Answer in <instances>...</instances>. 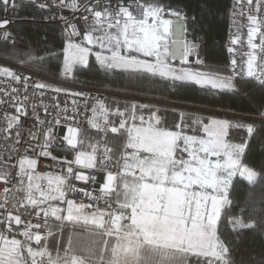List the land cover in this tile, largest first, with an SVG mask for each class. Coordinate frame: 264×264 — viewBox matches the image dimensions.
<instances>
[{
    "label": "snow or ice",
    "instance_id": "6c2138e0",
    "mask_svg": "<svg viewBox=\"0 0 264 264\" xmlns=\"http://www.w3.org/2000/svg\"><path fill=\"white\" fill-rule=\"evenodd\" d=\"M30 2L50 7L47 0ZM18 6L17 0H0L2 42L13 46L9 14ZM51 6L79 13V24L59 16L68 35L59 53L64 78L75 65L88 67L95 49L100 70H119L129 81L233 95L242 93L240 82L246 81L261 102L251 114L233 112L224 119H193L173 107L177 122L169 126L167 109L159 105L109 106L106 97L86 89L46 82L42 74L60 76L59 65L54 70L46 64L58 53L29 51L26 59L17 58V69L0 66V264H86L73 252L70 235L63 242L65 231L74 229L116 240L120 254L112 264H166L168 252L179 253L184 264H236L242 234L264 235V199H251L238 212L231 199L237 178L264 185V170L243 163L252 139L264 140V0H229L227 63L209 71L194 70L205 65L203 40L188 27L196 24L195 14L178 2L51 0ZM89 110L87 122L99 139L86 145L78 139L77 116ZM25 118L34 130L23 127ZM234 131L243 138L234 141ZM110 135L120 137L119 144H110ZM59 146L63 157L53 154ZM39 157L62 167L41 173Z\"/></svg>",
    "mask_w": 264,
    "mask_h": 264
},
{
    "label": "trees",
    "instance_id": "16d2710c",
    "mask_svg": "<svg viewBox=\"0 0 264 264\" xmlns=\"http://www.w3.org/2000/svg\"><path fill=\"white\" fill-rule=\"evenodd\" d=\"M172 2L174 5L177 2L181 4L187 10L189 16L193 14L196 16V24L190 23L188 27L189 29L195 27L197 29L196 34L203 40L200 56L205 59V65L195 70H215L226 64L228 56L225 49V41L228 29L229 0H172ZM202 5H207V10H204ZM43 18L44 13L40 10L29 3H22L16 22L10 27L11 32L16 34V44L15 46L1 44L0 54L2 58L17 64V58L23 57L26 59V54L29 51L33 54H42L44 56H48L49 52L58 53V55L46 60V64L54 70L57 65L61 67L60 76L55 78V80L107 90L114 94L106 99L109 106L114 104L125 106L133 102L139 103L126 97L132 96L208 111L228 114L233 112L251 114L261 102L259 91H251V85L246 81L240 82L242 93L236 95L229 94L226 91H209L207 89L201 91L198 90V86H184L173 90L165 87L161 82L129 81L126 75L119 74V70L115 73H105L99 69L98 62L93 56L88 60V67L75 65L67 78H64L62 73L63 56L59 55V53L62 52L67 39L59 24L46 23ZM173 64L179 65L180 63L173 62ZM244 92H250V95L246 98L243 94ZM150 105L158 104L151 103ZM159 106L161 111L167 109L169 126L177 122V117L172 114L173 107ZM185 116H190L193 119L228 118L190 110H185ZM243 136V132L234 131L232 139L238 141ZM82 138L85 140L86 145L89 141L99 139L95 129H92L91 126L83 132ZM120 139L118 136L110 135L109 143L119 144ZM243 163L257 172L264 170V140L259 135L252 139L243 158ZM231 199L239 206L234 209V211L238 212L239 208L244 207L249 200L260 201L264 199V185L258 184L255 187H251L246 181L237 178L232 189ZM221 231H224L223 225H221ZM242 237L239 244L235 245L236 264H264V235L247 232L243 233ZM21 239L23 238L21 237ZM63 242L61 243L62 246ZM103 243L105 244V255L109 257L113 247V239L104 237ZM233 243L235 242L233 241ZM53 244H55L54 239L50 242V247ZM94 264H105V262L100 259L99 255V257L94 259Z\"/></svg>",
    "mask_w": 264,
    "mask_h": 264
},
{
    "label": "built area",
    "instance_id": "2783aa9c",
    "mask_svg": "<svg viewBox=\"0 0 264 264\" xmlns=\"http://www.w3.org/2000/svg\"><path fill=\"white\" fill-rule=\"evenodd\" d=\"M38 2H39V0H38ZM57 2H58V0H57ZM22 3H29V4L33 5L35 8H37L35 4L30 2V0H17V4L19 6H18L17 9L14 10L15 11V15H13V13L11 11H10V14H9L10 18L14 19V23L16 22V17L19 14V10H20V7H21ZM47 3L50 5V7L44 8V9L37 8L42 13H44V18H43L44 22H46V23H57V24H59L62 27L63 31H64V28H65V25L59 19V16H61V15L63 17H65V19H67L69 21H72L73 23H76V24L80 23V21L78 20L79 13H73V11L71 9H69V8H65V7L57 8L55 6H51V0H47ZM97 6L99 7V5H97ZM52 15H56L57 19H45V17H50ZM229 24H230V20L228 18V29H229ZM11 25H9V28H8L9 31H11L10 30ZM228 29H227V37H226V41H225V46H226L227 41L229 39ZM64 34H65L66 39L68 40L67 32L64 31ZM71 39H72V41L74 43H81V37L80 36H73V37H71ZM2 40H3L2 34H0V45L1 44H6V45H11L12 46V42L11 41H8L7 43H5V42H2ZM237 47H239V46H237ZM227 56H228V54H227ZM5 65L10 66L13 69H17L18 68L17 64L5 60L4 58H2V56L0 54V66H5ZM18 70L27 72L29 69H18ZM40 78L44 79L46 82L53 83L55 86H59L61 88H69V89H72V90L86 89V90L90 91L92 96H94V97L97 96V95H100V96L108 98V97L114 95L113 93H111V92H109L107 90L93 88V87H88V86H84V85L73 84V83H69V82L58 81V80L52 79L50 77H47V76H45L43 74L41 75ZM48 95L50 96V95H52V93H49ZM60 99L63 100V99H66V97H64L63 94H61ZM45 101L47 102V97H45ZM33 103H37L38 104L39 101L38 100H34ZM39 111L41 112V119H44L45 118V113L43 112V109L41 108V109H39ZM86 117L87 118L91 117V111L90 110L87 113L82 111L77 116V121L79 122V126H80V129H81V131H80V133L78 135V139L82 138L83 132L87 128L90 127V125L87 122V118ZM23 127L25 129L34 130L33 129V121L30 118H25L24 122H23ZM63 131L66 133V129H64ZM53 154L58 156V157H63V156L66 155L63 146L56 147V149L53 152ZM69 158H71V157H69ZM37 167H38V171L41 172V173H45V172L51 173V172H54L56 169H60L62 167V165L54 164L48 158L39 157L38 166ZM75 167L78 168L79 166H75ZM81 171L85 172V174H87V172H88L87 169H81ZM93 174L95 175V173H93ZM74 183L76 185H78V186L81 184L80 181H74ZM2 188H3V184H0V197H2ZM75 198H76L78 203L81 201V197L80 196H76ZM18 238H21V237H18Z\"/></svg>",
    "mask_w": 264,
    "mask_h": 264
},
{
    "label": "crops",
    "instance_id": "0c3cea01",
    "mask_svg": "<svg viewBox=\"0 0 264 264\" xmlns=\"http://www.w3.org/2000/svg\"><path fill=\"white\" fill-rule=\"evenodd\" d=\"M82 229H74L71 232L66 231L64 233L63 241L67 242L69 235L71 236V247L73 252L78 256H84L87 258L86 264H94V259L99 257L105 262V264H112L114 257L119 252V245L116 240H113V247L110 256L105 255V244L103 243V235H88L81 234ZM55 244L51 247L54 248L56 245V240L54 239ZM62 247V245H61ZM167 256L169 259L166 264H184L180 259L179 253L168 252ZM174 257V258H173ZM122 258V254H121Z\"/></svg>",
    "mask_w": 264,
    "mask_h": 264
},
{
    "label": "rangeland",
    "instance_id": "374dc122",
    "mask_svg": "<svg viewBox=\"0 0 264 264\" xmlns=\"http://www.w3.org/2000/svg\"><path fill=\"white\" fill-rule=\"evenodd\" d=\"M94 51H95V49L93 50V54L89 55L88 60L90 59L91 56L95 57V55H94ZM175 66L179 67L180 64H179V65H175ZM194 70H195V69H194ZM126 97H128V98H130V99H132V100L138 101L139 103H148V104H151V103H153L152 101H157V102H160V104H159V103H156V102H155V104H158V105H165V106H170V105H167V104H163V103H167V102H162V101H158V100H152V99H146V98H138V97H132V96H126ZM150 100H152V101H150ZM169 104H170V103H169ZM178 106H180V105H177V106H170V107L181 108V107H178ZM186 107H187V106H186ZM191 108H192V107H191ZM182 109L190 110V109H187V108H182ZM190 111H194V110H190ZM195 112H198V111H195ZM200 113H204V112H200ZM204 114H205V113H204ZM207 114H209V113H207ZM211 115H213V114H211ZM216 116H218V115H216ZM224 117H225V116H224Z\"/></svg>",
    "mask_w": 264,
    "mask_h": 264
},
{
    "label": "water",
    "instance_id": "95a60500",
    "mask_svg": "<svg viewBox=\"0 0 264 264\" xmlns=\"http://www.w3.org/2000/svg\"><path fill=\"white\" fill-rule=\"evenodd\" d=\"M174 62H179V60H176ZM152 101V100H150ZM153 103H159L160 102H157V101H152ZM163 104H167V105H170V106H177V105H174V104H169V103H163ZM178 107H181V108H187V109H190V110H194V111H198V112H204V113H209V114H213V115H218V116H225V117H229L231 114H228V113H222V112H215V111H208V110H203V109H198V108H191V107H186V106H178Z\"/></svg>",
    "mask_w": 264,
    "mask_h": 264
}]
</instances>
